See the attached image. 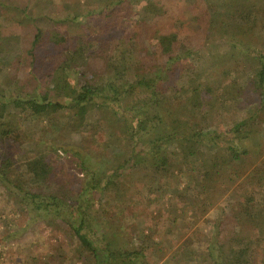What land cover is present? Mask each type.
I'll use <instances>...</instances> for the list:
<instances>
[{
  "label": "trees",
  "instance_id": "16d2710c",
  "mask_svg": "<svg viewBox=\"0 0 264 264\" xmlns=\"http://www.w3.org/2000/svg\"><path fill=\"white\" fill-rule=\"evenodd\" d=\"M102 1L98 5L104 13L107 4L103 7ZM145 1L149 13L154 15L153 24L164 22L162 18L170 13L167 0ZM180 1L190 7L192 22L198 21L189 35L178 42L179 28L174 29L176 33L158 30L150 65H144L132 53L129 41L123 39L115 44L109 58L112 70L99 80L87 77L84 70H81L83 76L74 74L75 78L71 72L75 69L76 56L91 53L90 47L98 45L94 40L105 37L111 28V23L93 17L98 7L50 13L51 29L47 30L30 8L33 3L40 5L39 1L22 4V0H0V15L11 16L14 25L33 31L30 47L23 51L31 58L26 75L32 78L22 77L24 73L21 75L15 70V64L26 61L22 53L9 54L0 63V75L6 72L7 76L0 82V185L14 196L32 220L62 221L69 225L81 246L91 251L99 264H142L140 260L145 254L143 248L124 250L112 238L104 243L101 236L99 239L90 236L89 229L100 227L98 222L94 223L91 213L94 195L115 189L117 178L135 179L140 168H151L158 183L181 170L182 175L197 178L198 189L208 197V202L210 193L215 192L214 202L228 189L227 179L247 162L251 151L243 147L242 141L251 138L255 125L264 119V51L250 44L264 35V19L250 7L252 0H175ZM50 2L46 0L45 4L49 7ZM199 28L208 39L210 36L228 39L227 61L219 66H223L220 73L206 71L200 75L203 68H199L201 61L195 55L203 50L204 42L198 36L204 35ZM72 29H89L94 36L85 39L80 34L74 38ZM135 35L138 32H133L131 37ZM46 37L50 45L69 52L70 58L61 65L62 73L53 79V85L42 90L43 84L36 74L44 52L38 50L44 47ZM240 54H250L258 66L247 69L244 77L237 78L232 72ZM191 57L196 58V63L180 69L179 65ZM228 77L230 86L222 89ZM245 94L255 97L256 105L232 107ZM229 111L234 114L230 119ZM219 117L222 125L217 121ZM229 121L232 125L227 127ZM43 127L51 130V134L70 130L77 137L78 148L62 149L79 160L83 176L78 184L75 179L70 180L62 195L53 188L58 182L57 176L66 167L53 145L23 161V170L17 167L23 149L21 135L26 130ZM113 130L120 132L119 137ZM93 142L99 149H91ZM94 152L97 155H92ZM93 156L100 163L93 165ZM102 162L113 171L105 173L108 167L101 168ZM157 189L169 198L182 195L179 187L165 189L159 183ZM238 193L235 192L252 203L241 204L243 216L262 221L264 209H257L256 205H263L254 203L255 194ZM203 255L211 264H252L249 247L237 246L233 238L221 242L215 237Z\"/></svg>",
  "mask_w": 264,
  "mask_h": 264
},
{
  "label": "rangeland",
  "instance_id": "374dc122",
  "mask_svg": "<svg viewBox=\"0 0 264 264\" xmlns=\"http://www.w3.org/2000/svg\"><path fill=\"white\" fill-rule=\"evenodd\" d=\"M27 1L30 0H22V4ZM33 1H39L40 5H38L41 8L38 9V5L34 3L30 4V8L35 12L34 16L38 18L39 24L47 30L51 29V20L48 19L50 13H66L77 7L80 9L89 6L98 7L99 10L93 17H100L103 21L111 23L109 26L111 28L104 35L105 37L98 36L99 41L94 40L98 45L90 47L91 53L87 51L85 56H76L73 63L75 69L71 71L72 78H75L74 74L83 76L81 70L85 71L87 77L94 76L99 80L105 78L112 70L109 58L114 52L115 44L123 39L129 41L132 53L141 59L144 65L147 63L150 65L153 53L156 51L154 35L158 30L176 33L174 29L179 28L176 33L179 42L184 36L189 35L190 29H195V23L198 22H192L189 16L190 7L184 1L177 4L175 0H167L166 8L170 13L163 15L164 22L157 24H153L155 18L149 13V6L145 0H124L118 4L114 2L115 0H104L101 2L103 7L107 4L104 13H101L104 10H100L99 0H49L51 1L49 7L45 4L46 0ZM109 1L113 2L108 5ZM250 7L259 11L260 18L264 19V0H252ZM183 23L184 26H181ZM201 30L199 28L200 33ZM133 32H138L139 35L132 38ZM70 33L74 38H79L80 34L85 39L94 36V32L89 29H72ZM203 35L198 36L200 41L204 42L203 50L195 55L201 61L199 68H203L200 75L205 74L206 71L220 73L223 66L220 68L219 66L227 61L228 39L224 37L219 39L220 37L217 36L213 38L210 36L211 39H208L209 36L204 33ZM32 37L31 28L18 27L13 24L11 16L0 15V63L9 54L22 53L26 61L20 65L15 64V70H18L19 74L24 73L21 74L22 77L32 78L26 75L31 58L23 52L30 47ZM259 39L258 42L250 44L262 52L264 35ZM238 46L241 49V44ZM38 52L42 54L36 77L43 84L42 90H45L49 85L52 86L53 79L62 73L61 65L68 62L70 56L63 48L50 45L47 37L44 47ZM236 52H239L238 49ZM239 59L238 65L233 67L232 72L237 78L244 77L247 69L258 66V61L250 54H240ZM194 63L196 58L191 57L183 61L179 68L185 69ZM144 65L143 68L146 67ZM5 74L6 72L0 75V82L5 81L7 77ZM188 85L191 86L192 83ZM222 86V89H228L230 77ZM256 101L255 97L245 94L232 107L240 105L239 107L242 108L248 103L255 106ZM230 112L227 114L229 119L234 115ZM217 121L222 125V118L219 117ZM49 122L47 119L46 123L50 125ZM228 123L227 127H230L231 121ZM255 128L253 136L242 141L243 147L251 151L247 162L237 174L227 179L228 189L216 201L212 202L215 195L212 191L208 202V197L198 189V179L182 175V170L159 182L165 189L179 187L181 197L169 198L168 194L158 191L159 183L155 181L156 175L151 168H140L135 179L130 176L117 178L115 189L102 195L98 193L94 195L91 213L92 217L94 215V223L98 222L100 227L94 226L92 231L89 229L90 236L97 239L101 236L104 243L106 239L108 242V239L112 238L117 246L124 250L143 248L145 257L140 260L142 264H211L203 255L208 243L215 237L221 242L233 238L237 246L249 247L252 264H264V227H261L264 226V219L262 223L261 220L245 218L240 210L241 204L245 201L249 205L252 203H249V198L246 196L238 195L240 194L238 192L242 191L254 193L256 196L254 203L263 205H256L257 209H264V119H261ZM221 129L223 130V127ZM50 131L44 127L32 128L21 135L20 142L23 149H19L22 155L20 154L21 161L17 167L23 170L21 164L23 161L39 152L51 149L53 145L60 153L58 158L63 159L66 167V171H61L57 176L58 182L53 188L54 192L62 195L68 189L70 180L75 179L78 184L83 176L78 166L79 160L62 149V147L67 150L70 147L78 148L76 144L78 142L76 135L70 130H59L54 134ZM113 133L116 136L120 134L119 131L117 134L116 130H113ZM103 141L101 139V142ZM99 147L93 142L91 149L97 150ZM82 152L86 153V151ZM92 155H97V152ZM94 158L95 163L91 162L93 165L100 163L96 156ZM104 166L103 164L101 168ZM106 167L108 168L105 173L113 171L110 165ZM197 199L199 200L196 201ZM100 217L103 221L99 222ZM0 264H99V261L91 251L81 246L69 225L62 221L55 223V221L32 220L14 196L0 185Z\"/></svg>",
  "mask_w": 264,
  "mask_h": 264
}]
</instances>
